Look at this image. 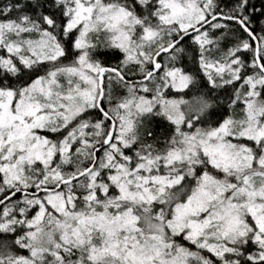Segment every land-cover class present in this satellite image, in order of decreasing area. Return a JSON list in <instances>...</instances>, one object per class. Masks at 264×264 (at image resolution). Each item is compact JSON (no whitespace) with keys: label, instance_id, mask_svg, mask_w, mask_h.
I'll return each mask as SVG.
<instances>
[{"label":"snow or ice","instance_id":"1","mask_svg":"<svg viewBox=\"0 0 264 264\" xmlns=\"http://www.w3.org/2000/svg\"><path fill=\"white\" fill-rule=\"evenodd\" d=\"M0 264H264V0H0Z\"/></svg>","mask_w":264,"mask_h":264},{"label":"trees","instance_id":"2","mask_svg":"<svg viewBox=\"0 0 264 264\" xmlns=\"http://www.w3.org/2000/svg\"><path fill=\"white\" fill-rule=\"evenodd\" d=\"M232 0H221L222 4H230ZM253 2H258V0H253Z\"/></svg>","mask_w":264,"mask_h":264}]
</instances>
